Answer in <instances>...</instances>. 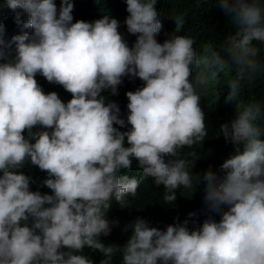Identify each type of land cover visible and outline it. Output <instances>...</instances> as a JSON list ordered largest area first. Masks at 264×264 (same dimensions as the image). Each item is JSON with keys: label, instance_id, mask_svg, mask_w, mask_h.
<instances>
[{"label": "clouds", "instance_id": "1", "mask_svg": "<svg viewBox=\"0 0 264 264\" xmlns=\"http://www.w3.org/2000/svg\"><path fill=\"white\" fill-rule=\"evenodd\" d=\"M216 3L235 31L197 50L177 31L157 41L156 0H125L131 47L115 17L73 22L72 0L59 9L54 0H4L0 7L31 31L4 39L0 25V264H93L84 246L102 254L98 264H264V100L239 99L264 78V0ZM172 18L176 30L185 22ZM226 70L233 74L225 101H236L237 115L219 135L234 151L218 170L193 173L194 151L181 149L207 136L199 101L209 78ZM37 73L71 98L45 93ZM126 75L143 84L125 92V119L101 92L116 94ZM133 158L139 178L121 172ZM25 162L46 170L51 194L29 190L32 178L18 171ZM144 177L163 185L166 204L178 188L192 192L203 182L202 202L219 219L190 229L188 219L174 218L161 229L138 216L124 225L131 232L123 245L103 243L99 236L117 223L106 216L111 202L128 204Z\"/></svg>", "mask_w": 264, "mask_h": 264}, {"label": "trees", "instance_id": "2", "mask_svg": "<svg viewBox=\"0 0 264 264\" xmlns=\"http://www.w3.org/2000/svg\"><path fill=\"white\" fill-rule=\"evenodd\" d=\"M4 0H0V5ZM54 3L59 9L60 0H54ZM73 8L71 10L73 22L76 20L92 21L100 18L103 14L115 17L120 21L118 31L122 38L128 42L131 47L135 40V34H130L126 31V25L123 23L124 18L128 15L126 12L125 0H72ZM158 10V18L161 20L162 27L156 33L158 42H163L166 38L177 31V34L190 35L194 39V47L199 50L206 43L217 44L220 39L226 36L230 31L234 32L235 28L230 23L229 17L225 15L222 9L217 5L216 0H156L155 4ZM16 11H21L17 9ZM183 14L185 18L184 24L176 30V24L172 16ZM27 19V13L22 12L21 20ZM0 25L3 26V38L8 39L13 34H18L21 31H31V29H23L20 24L14 20L13 10L7 7H0ZM261 57L264 58V48H262ZM231 70H226L218 73L215 77L209 78V90L206 96H202L199 103L205 115V126L207 136L199 144L193 145L190 150L188 146H184L181 152L194 151V155L189 157L194 159L191 171L193 173H203L204 170L211 168L216 171L218 166L225 158L233 153V145L231 142L226 143L223 136L219 135V125L221 123L234 119L237 115L235 107L236 101H225V96L228 94L227 80L232 76ZM42 90L47 93L55 91L62 102H66L71 98V93L66 91L61 85L48 82L39 73L34 77ZM143 82L138 77L129 78L122 77V83L117 85L116 94H112L109 90L101 92L105 98L115 101L119 104V116L126 119L128 109L126 91L135 90L142 86ZM218 92V97L215 96ZM250 93H254L257 99L264 100V78L258 80V85L251 89H244L239 99L247 102L250 99ZM218 98L216 101L215 99ZM215 101V102H214ZM114 127H121L113 124ZM40 125H34L33 131ZM23 134H27V130H23ZM264 138V137H262ZM125 146L127 141L125 138ZM197 157V158H196ZM168 157H166L167 159ZM18 171L23 172L32 178L29 183V190H39L42 194L47 192L51 194V189L42 184V180L46 178V170H41L38 166L25 162L24 166ZM122 174H127L129 177L139 178L142 170L137 167L135 158L132 159V165L129 169H122ZM163 193V185L153 184L151 177H144L137 188L135 196H128V204L121 207L114 200L111 202L106 216L110 221H117L112 225L108 235L101 234L99 239L105 244L123 245L131 229L123 230L124 225L130 223L136 217H142L150 222V226H155L163 229L166 224L184 219L189 220L188 227L191 229L198 226L204 219L211 217L214 220L219 219V213L207 208L202 202L203 182L195 185L192 192L183 189L176 190V197L171 203H164L160 199ZM226 207V206H225ZM188 212H194L193 217H188ZM195 221V225L192 221ZM82 253L93 261V264H98L102 259V254L98 250L91 249L89 246H84ZM117 261L118 259L114 258Z\"/></svg>", "mask_w": 264, "mask_h": 264}]
</instances>
